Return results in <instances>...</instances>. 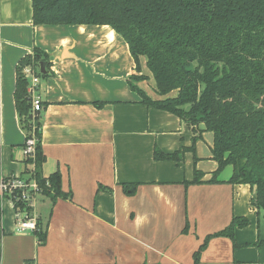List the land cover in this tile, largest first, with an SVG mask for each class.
<instances>
[{"label": "crops", "instance_id": "0c3cea01", "mask_svg": "<svg viewBox=\"0 0 264 264\" xmlns=\"http://www.w3.org/2000/svg\"><path fill=\"white\" fill-rule=\"evenodd\" d=\"M33 0H0V180L26 171V134L15 103L17 67L38 48L48 55L46 77L35 90L43 110V176L61 174L69 199L38 196L35 212L48 228L40 246L18 233L11 205L2 203L0 264H195L204 240L244 217L247 227L213 238L200 264H264V212L256 188L231 185L233 169H218L214 134L141 104L135 83L160 97L141 58L109 26H35ZM43 63V62H41ZM106 103L99 109L95 103ZM182 152L179 161H156L154 152ZM195 171L199 185H189ZM140 184L129 197L123 184ZM99 186L103 189L100 190ZM108 190H112L109 192ZM189 225L188 232L184 229Z\"/></svg>", "mask_w": 264, "mask_h": 264}, {"label": "trees", "instance_id": "16d2710c", "mask_svg": "<svg viewBox=\"0 0 264 264\" xmlns=\"http://www.w3.org/2000/svg\"><path fill=\"white\" fill-rule=\"evenodd\" d=\"M32 4L35 26L111 27L128 44L138 72L141 58L146 59L157 94L163 97L150 98L135 84L146 77L132 76L130 87L141 104L169 112L192 127L203 124L214 134L212 154L218 164L209 183H219L218 176L231 166L228 183L256 188L255 206L264 212V0H33ZM41 62L48 65V55L38 48L19 62L15 103L26 140L36 139L35 158L25 161L23 175L33 163L41 195L55 203L71 194L63 193L59 172L43 176L42 125L38 117L33 119L24 75V69L32 67L46 77L38 72ZM105 104L95 103L99 109ZM181 156L180 151L154 152L156 161H179ZM201 178L195 171V179L186 185L202 184ZM139 186L127 183L122 189L132 197ZM19 205L32 211L25 202ZM248 223L247 218L236 217L227 228L209 235L194 254V263L200 264L213 238L228 237L237 247L235 231ZM38 227L34 235L44 246L48 228L40 217ZM188 228L187 223L183 232Z\"/></svg>", "mask_w": 264, "mask_h": 264}, {"label": "built area", "instance_id": "2783aa9c", "mask_svg": "<svg viewBox=\"0 0 264 264\" xmlns=\"http://www.w3.org/2000/svg\"><path fill=\"white\" fill-rule=\"evenodd\" d=\"M38 72H40L38 70ZM25 78L29 80L28 92L32 98L33 119L43 110L42 103L38 96H35V90L40 83V76L32 67L24 69ZM35 137L27 139L24 146V155L26 160L35 158ZM29 173L23 176L4 177L0 180V202H8L15 214L16 230L18 233H35L38 231V217L35 212V204L41 190L37 180L34 177V164H28ZM25 202L27 207L22 208L19 203Z\"/></svg>", "mask_w": 264, "mask_h": 264}, {"label": "water", "instance_id": "95a60500", "mask_svg": "<svg viewBox=\"0 0 264 264\" xmlns=\"http://www.w3.org/2000/svg\"><path fill=\"white\" fill-rule=\"evenodd\" d=\"M46 64H47L46 62L41 63V73L42 74H46V71H45L46 66H47Z\"/></svg>", "mask_w": 264, "mask_h": 264}, {"label": "rangeland", "instance_id": "374dc122", "mask_svg": "<svg viewBox=\"0 0 264 264\" xmlns=\"http://www.w3.org/2000/svg\"><path fill=\"white\" fill-rule=\"evenodd\" d=\"M37 204H40V203H38V201L36 200V204L35 205L37 206Z\"/></svg>", "mask_w": 264, "mask_h": 264}]
</instances>
